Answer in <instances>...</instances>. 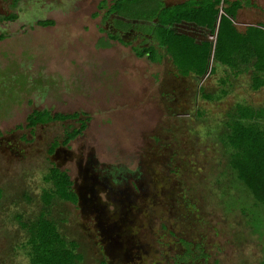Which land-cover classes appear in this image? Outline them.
I'll use <instances>...</instances> for the list:
<instances>
[{"label": "rangeland", "instance_id": "1", "mask_svg": "<svg viewBox=\"0 0 264 264\" xmlns=\"http://www.w3.org/2000/svg\"><path fill=\"white\" fill-rule=\"evenodd\" d=\"M100 1L0 0V15L16 14L0 20V264H29L18 218L41 210L78 243L79 264H260L264 207L230 168L226 134L235 104L263 106L264 87L252 88V70L180 76L168 56L102 46L107 31L133 45L152 38L151 23L125 14L103 22ZM250 2L240 30L264 25V0ZM43 108L77 111L86 128L50 153L79 121L26 127ZM52 166L77 203H43Z\"/></svg>", "mask_w": 264, "mask_h": 264}, {"label": "trees", "instance_id": "2", "mask_svg": "<svg viewBox=\"0 0 264 264\" xmlns=\"http://www.w3.org/2000/svg\"><path fill=\"white\" fill-rule=\"evenodd\" d=\"M12 6L21 0H11ZM251 5L250 0H184L173 5H164L160 0H101L97 8L103 9L102 21L113 14H125L130 18L151 23L149 33L152 42L132 44L119 34L106 32L108 40L101 41L109 46L110 40L131 45L137 57L160 62L168 56L176 73L203 78L216 72V64L227 67L234 74L252 70V88L264 87V25H247L240 30L235 25L238 10ZM15 13L0 15V20H13ZM38 25H52V20H39ZM103 30V29H101ZM4 34H0V40ZM79 112H54L47 108L33 109L26 116V127L53 121L78 120L79 126L67 132L55 148L80 135L86 128V119ZM226 142L232 149L230 168L240 182L249 190L253 199L264 207V105L253 107L236 103L227 122ZM45 180L50 190L41 195L48 206L52 199L77 203L78 196L72 189V180L65 170L56 166L49 168ZM18 222L26 232L22 251L29 264H79L83 255L77 250L78 243L67 240L59 231L55 221L41 210L34 220ZM100 264H107L104 260ZM260 264H264V260Z\"/></svg>", "mask_w": 264, "mask_h": 264}]
</instances>
